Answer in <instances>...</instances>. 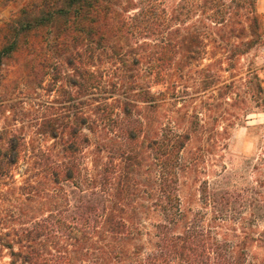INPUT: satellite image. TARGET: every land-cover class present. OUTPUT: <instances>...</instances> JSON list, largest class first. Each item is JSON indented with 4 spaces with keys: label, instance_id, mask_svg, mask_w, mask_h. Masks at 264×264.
Segmentation results:
<instances>
[{
    "label": "trees",
    "instance_id": "16d2710c",
    "mask_svg": "<svg viewBox=\"0 0 264 264\" xmlns=\"http://www.w3.org/2000/svg\"><path fill=\"white\" fill-rule=\"evenodd\" d=\"M165 1L31 0L9 22L0 64L21 48L39 52L42 60L32 56L27 64L30 75L40 83L52 71L53 83L72 88L75 108L70 120L49 116L38 126L54 142L39 148L36 173L18 187L23 200L9 215V222L17 221L9 227L11 264H243L203 215L181 208L180 173L191 166L181 153L199 124L191 122V131L177 130L176 122L154 126L137 110L162 104L154 85L177 84L167 72L175 57L196 59L207 41L229 36L234 0H178L171 8ZM248 5L246 19L256 27L254 0ZM197 13L199 24L188 26ZM3 139L0 179L9 173L13 180L26 156L25 139L13 135L6 147ZM200 198L213 206L215 219L239 203L229 189L207 181ZM242 206L262 208L257 200ZM142 209L160 214L154 249L144 255Z\"/></svg>",
    "mask_w": 264,
    "mask_h": 264
},
{
    "label": "rangeland",
    "instance_id": "374dc122",
    "mask_svg": "<svg viewBox=\"0 0 264 264\" xmlns=\"http://www.w3.org/2000/svg\"><path fill=\"white\" fill-rule=\"evenodd\" d=\"M30 1L0 0V49L9 42V22L20 17ZM177 1L166 0L165 4L171 8ZM249 1L234 0L236 15L228 28L233 31L226 39L218 38L219 43L207 41L205 52L196 59L174 58L167 72L177 84L152 87L162 98L159 107L137 110L145 122L154 126L159 120L171 125L176 122L180 127L177 130L191 131V122L199 124L181 153L183 161L191 162L180 173L181 208L188 214L203 215L204 223L214 226L218 237L230 243L234 255L244 257L243 264H264V217L253 216V213L264 216V0H254L256 27L246 19ZM199 19L197 13L188 26L199 24ZM39 34L36 40L42 41ZM32 56L39 60L43 57L39 52L29 54L26 48H21L5 55L0 64L2 145L6 147L13 135L23 137L26 144V156L13 170L15 181L9 173L0 179V264H11L9 227L17 221L9 222V215L17 213L15 210L23 200L18 194L23 191L18 187L24 185L28 175L36 173L34 160L39 148L54 142L53 138L40 134L38 126L49 116H55L58 122L70 120L75 110L68 92L72 88L64 81L53 83L52 71L40 83L39 77L30 75L27 64ZM92 149L90 145L85 150L88 167ZM204 181L234 193V199L236 195L239 200L235 211L215 219L217 212L213 206L204 204L200 198ZM245 200H257L262 208L253 211V207L242 206ZM138 217L144 255L154 249V224L160 214L142 209Z\"/></svg>",
    "mask_w": 264,
    "mask_h": 264
}]
</instances>
